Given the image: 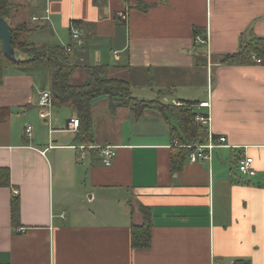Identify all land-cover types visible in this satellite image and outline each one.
Wrapping results in <instances>:
<instances>
[{"label":"crops","instance_id":"obj_1","mask_svg":"<svg viewBox=\"0 0 264 264\" xmlns=\"http://www.w3.org/2000/svg\"><path fill=\"white\" fill-rule=\"evenodd\" d=\"M11 2L21 6L11 18L29 15L37 29L22 39L70 47L72 85L86 81L89 67L106 66L105 76L128 81L138 99L207 103L194 112L209 115L208 139L217 147L210 160H186L172 174L175 118L149 109L136 120L100 97L91 104V146L115 147L116 157L105 167L96 149H86L81 160L78 132L66 131L75 113L52 107L39 117L47 71L8 68L0 84V168L9 170L11 188H0V264H264V66L222 63L242 42L264 38V0ZM20 21L8 20L27 25ZM196 31L206 44L195 42ZM37 34L46 40L28 41ZM245 155L252 178L238 173ZM142 207L151 214V242L134 250L131 227L142 224Z\"/></svg>","mask_w":264,"mask_h":264},{"label":"trees","instance_id":"obj_2","mask_svg":"<svg viewBox=\"0 0 264 264\" xmlns=\"http://www.w3.org/2000/svg\"><path fill=\"white\" fill-rule=\"evenodd\" d=\"M21 9L11 0H0V19L6 21ZM143 12L148 6H139ZM37 29L30 28L21 23L11 27L12 47L16 54L25 58L9 59L3 51L0 41V84L8 68L20 71H30L42 64L48 73V89L51 94L52 107L55 109L67 108L75 113L79 120L76 140L83 146L92 144V110L91 104L100 97H107L111 110L127 107L132 110L135 119H139L146 110H156L164 116L172 115L176 125L170 128L171 137L176 140L177 146L172 149L170 156L171 173L182 171L188 156L192 151L190 146L205 145L208 142L207 128L194 122L196 102H182L187 107L179 108L163 103L159 98L151 101L138 99L132 96V85L122 79L108 78L105 76L106 66H92L88 68L89 76L80 85H72L70 78L77 66L70 61L69 54L61 46L36 47L22 39L23 34H31ZM199 33L195 32L196 37ZM252 56L260 60L264 66V38H253L251 41L241 43L236 54L226 56L224 64L251 63ZM0 188H11L10 172L7 168H0ZM12 226L20 224V200L14 195L10 203ZM142 224L131 227V247L134 250H145L151 242V214L146 208H140Z\"/></svg>","mask_w":264,"mask_h":264},{"label":"built area","instance_id":"obj_3","mask_svg":"<svg viewBox=\"0 0 264 264\" xmlns=\"http://www.w3.org/2000/svg\"><path fill=\"white\" fill-rule=\"evenodd\" d=\"M118 17L121 20H126V14L125 13H119ZM72 38L73 40L76 41L77 45L81 44V40L79 37V32L74 29L72 30ZM195 42L199 43V44H206L207 40L200 36L197 35L195 37ZM71 51L70 47L65 48V52L69 53ZM252 61H254L257 64H260V60L255 58L254 56H252ZM175 107H179V108H183V107H187V105L185 103H181L178 102L175 104ZM199 108H207V103H201L199 104V106H197ZM52 108V101H51V94L49 90H42L41 92H39V98H38V109H39V117L46 119L50 116V110ZM209 115H202L199 113H195L194 115V122L198 125L207 127L209 126ZM79 120L77 117H73L69 120V122L67 123L66 126V131H70L73 133H77L78 132V128H79ZM31 131V127H28L26 129V133L29 135ZM218 143H224L225 138L220 137L217 138L216 140ZM175 146H177V142L174 143ZM217 147V144L214 143V141L211 139V137L209 136L208 142L205 145H195V146H190L189 148H192V151L190 152L189 156H188V160L192 163L196 162L197 160H201V161H208L210 160V152ZM76 150H78L80 152V158L81 160H83L86 157V149H96L97 152H99V156L101 157V161L103 166L105 167H109L112 164L113 159L116 157V148L112 147V146H100V147H93V146H89V147H85L83 145H79L74 147ZM43 154L45 152H42ZM237 169L238 172L242 175V176H246L248 178H252L254 176H256V171L253 168V159L248 157V156H243L241 157L238 162H237ZM15 195H17V192H15ZM19 232H22L21 229L18 230Z\"/></svg>","mask_w":264,"mask_h":264},{"label":"rangeland","instance_id":"obj_4","mask_svg":"<svg viewBox=\"0 0 264 264\" xmlns=\"http://www.w3.org/2000/svg\"><path fill=\"white\" fill-rule=\"evenodd\" d=\"M12 1H14V0H12ZM14 14V13H13ZM29 15H25V16H23V15H18V17L16 18V19H14V18H11V16L9 17V20H10V23L12 24H16L19 20H23L24 22H26L27 23V26L29 27V25L30 26H32L31 24V22L29 21V17H28ZM23 18V19H22ZM37 19L36 18H34V19H32V21H35V22H37L36 21ZM45 20H48V18H45ZM16 21V22H15ZM20 21V22H21ZM8 22V21H7ZM31 23V24H29L28 25V23ZM8 24H9V22H8ZM12 24V25H13ZM38 27V26H37ZM36 27V28H37ZM31 28V27H30ZM45 39L46 40V37H42L41 35H39V34H37V35H35V36H33V37H29V39H28V41H31L32 40V42H35V43H40V40L41 39ZM27 39V38H26ZM39 39V40H38ZM50 39H51V36H50ZM73 40V39H72ZM74 41V43L76 44V41L75 40H73ZM20 58L21 59H23V58H25L22 54H20ZM17 59V58H16ZM39 68V69H38ZM38 68H37V71H36V75L37 76H40L41 74H42V72H45L46 71V68L42 65V64H40V65H38ZM87 79V78H86ZM85 80H83L82 82H84ZM82 82H79V83H82ZM135 85H138V84H135ZM140 89L141 88H139V86H137V90H136V92H135V94L136 95H141V92H140ZM149 90V89H148ZM149 92L151 93V91L149 90ZM155 92H157L156 90H155ZM134 94V95H135ZM193 110H195V108H193ZM170 118V117H169ZM172 119V118H171ZM174 121V120H173ZM42 123H43V121H42ZM171 124H172V122H171ZM32 127V126H31ZM239 173V172H238ZM240 174V173H239ZM241 175V174H240Z\"/></svg>","mask_w":264,"mask_h":264},{"label":"water","instance_id":"obj_5","mask_svg":"<svg viewBox=\"0 0 264 264\" xmlns=\"http://www.w3.org/2000/svg\"><path fill=\"white\" fill-rule=\"evenodd\" d=\"M0 41L2 44V48L4 54L9 59H16V52L12 47V35H11V27L8 22L4 19H0Z\"/></svg>","mask_w":264,"mask_h":264}]
</instances>
